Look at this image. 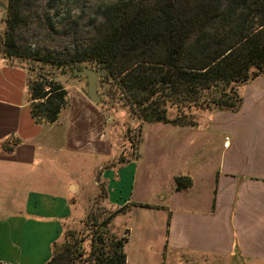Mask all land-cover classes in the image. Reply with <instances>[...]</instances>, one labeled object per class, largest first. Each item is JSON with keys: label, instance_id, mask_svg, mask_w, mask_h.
Here are the masks:
<instances>
[{"label": "crops", "instance_id": "crops-1", "mask_svg": "<svg viewBox=\"0 0 264 264\" xmlns=\"http://www.w3.org/2000/svg\"><path fill=\"white\" fill-rule=\"evenodd\" d=\"M238 92L237 110L210 109L203 124L169 128V139L156 133L150 142L154 159L144 154L149 141L143 136L137 159L101 172L109 205L132 209L146 203L159 215L160 249L171 264H264V76ZM54 122H34L26 69L0 53V264H44L77 213L74 192L45 180L50 154L58 151L46 131ZM66 135L62 150L78 152L79 139L68 147ZM164 148L168 156L162 160ZM160 173L167 185L160 200H129L136 175L149 180ZM179 174L189 175L191 184L174 190ZM140 227L135 238L133 228H125V264H148L151 231Z\"/></svg>", "mask_w": 264, "mask_h": 264}, {"label": "trees", "instance_id": "trees-1", "mask_svg": "<svg viewBox=\"0 0 264 264\" xmlns=\"http://www.w3.org/2000/svg\"><path fill=\"white\" fill-rule=\"evenodd\" d=\"M54 5V0H7L2 56L63 68L91 62L118 89L112 96L142 122L193 125L191 107L235 111L239 86L264 76V0H115L97 9L88 24H80L78 15H58ZM32 25L50 42L21 52L14 32ZM27 87L34 122H54L64 89L46 90L37 80ZM190 184L188 175L174 177L175 190ZM125 207L100 220L87 215L78 241L63 242L62 251L53 242L44 264H74L75 258L78 264H125L128 231L109 230Z\"/></svg>", "mask_w": 264, "mask_h": 264}, {"label": "rangeland", "instance_id": "rangeland-1", "mask_svg": "<svg viewBox=\"0 0 264 264\" xmlns=\"http://www.w3.org/2000/svg\"><path fill=\"white\" fill-rule=\"evenodd\" d=\"M6 1L0 0L5 7ZM112 1L115 0H54L53 8L58 15L66 13L78 15L80 24H88L90 20H95L97 9ZM5 7L0 6V45L3 41L5 27ZM75 35L78 37L81 32L78 31ZM14 36L19 50L25 53L31 52L36 47L42 48L46 42H50L49 37L44 40L43 34L42 38L33 25L17 28ZM59 38L51 36L50 39L54 43H60L58 42ZM11 58L26 69L27 84L29 80H37L46 90L60 85L65 91L63 105L57 119L46 129L51 137L50 145H53V149L58 151H53L50 154L52 169L49 177L47 176L45 179L47 182L60 181L66 185L67 190L74 192L71 202L76 203L74 205L77 213L73 214L72 218L64 225L62 234L57 240L56 249L62 251L65 249L61 246L63 242L78 241L79 236L84 234L86 229L82 221L86 219L87 215H97V219L100 220L114 211L115 208L109 205L104 197V177L101 176L103 169L119 166L129 159H137L140 155L139 150L143 136L149 141L145 143L144 154L150 160L154 159L152 157L154 155H151L154 152L150 147V142L155 139L154 135L161 131L163 136L169 139L171 133L167 130L175 126L160 122H142L134 115H130L115 97L118 94V89L114 91L115 85H110V80L103 78L102 71L91 62L79 63L77 67L84 65L95 69L97 73V99L95 101H91L86 94L85 77L71 72V67L52 66L16 56H11ZM209 111L208 108L191 107L190 118L194 120L193 125L197 123V120L203 124ZM90 113L91 118L86 116ZM90 125H92V130H90ZM78 126L79 128H77ZM65 134H67V145L71 146L79 139L78 152L62 150L60 143L63 146ZM69 145L68 147H70ZM93 149L94 153L89 154L88 151ZM167 156L168 152L164 148L161 159L165 160ZM165 182L166 179L161 173L149 180L143 178L142 174H138L135 177L133 195L129 200L156 202L166 193ZM126 196L128 197V194H124V197ZM129 206L130 204L122 212L112 217L109 230L120 235L124 233L125 228L131 226L133 228L132 238H135L137 231L142 226L143 230L145 228L148 232L151 231V234L147 235V240L152 242L151 247L148 248L145 255L143 253L147 263L171 264L169 253L161 252L160 249V235L156 231L158 224H155L159 215L151 214L146 206L139 203L132 209H129ZM104 249L106 250L105 246ZM66 255L64 254V257ZM64 257L63 261L65 262ZM67 257L71 260L73 256L69 253ZM72 261L74 264H78L76 258ZM175 264H184V262Z\"/></svg>", "mask_w": 264, "mask_h": 264}, {"label": "water", "instance_id": "water-1", "mask_svg": "<svg viewBox=\"0 0 264 264\" xmlns=\"http://www.w3.org/2000/svg\"><path fill=\"white\" fill-rule=\"evenodd\" d=\"M0 6L5 7L1 2ZM71 72L84 76L86 80V94L91 101H95L97 99L96 93V80H97V73L94 68H89L87 66L81 65L77 67L74 65L71 68Z\"/></svg>", "mask_w": 264, "mask_h": 264}, {"label": "built area", "instance_id": "built-area-1", "mask_svg": "<svg viewBox=\"0 0 264 264\" xmlns=\"http://www.w3.org/2000/svg\"><path fill=\"white\" fill-rule=\"evenodd\" d=\"M227 138H225V140L223 141V145H226L227 144Z\"/></svg>", "mask_w": 264, "mask_h": 264}]
</instances>
